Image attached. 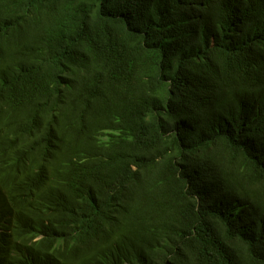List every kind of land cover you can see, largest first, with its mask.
I'll use <instances>...</instances> for the list:
<instances>
[{
  "label": "trees",
  "instance_id": "obj_1",
  "mask_svg": "<svg viewBox=\"0 0 264 264\" xmlns=\"http://www.w3.org/2000/svg\"><path fill=\"white\" fill-rule=\"evenodd\" d=\"M0 264H264V0H0Z\"/></svg>",
  "mask_w": 264,
  "mask_h": 264
}]
</instances>
